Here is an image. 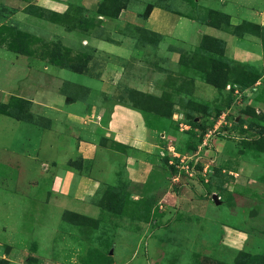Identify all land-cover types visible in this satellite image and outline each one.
Instances as JSON below:
<instances>
[{"label": "rangeland", "instance_id": "obj_1", "mask_svg": "<svg viewBox=\"0 0 264 264\" xmlns=\"http://www.w3.org/2000/svg\"><path fill=\"white\" fill-rule=\"evenodd\" d=\"M59 96L102 124L127 101L155 144L134 166L63 124L101 153L37 178ZM0 264H264V0H0Z\"/></svg>", "mask_w": 264, "mask_h": 264}, {"label": "crops", "instance_id": "obj_2", "mask_svg": "<svg viewBox=\"0 0 264 264\" xmlns=\"http://www.w3.org/2000/svg\"><path fill=\"white\" fill-rule=\"evenodd\" d=\"M103 48L106 50L113 51L117 55H120L123 59H130V49L120 47V45L114 46L113 44H102ZM133 62H136L135 59L131 58ZM116 68L111 69L115 70V75L118 77L121 73L124 75V67L122 65L115 66ZM74 73L75 78L70 77L71 81L79 84H84L85 86L89 85L83 77L86 78L87 74L85 70L80 72L81 74ZM102 73V72H101ZM113 74V73H112ZM81 75L83 77H81ZM73 76V75H71ZM82 81V82H81ZM59 101L53 108V112L56 117H53L46 126L39 127L38 129V138H37V150L35 156L25 154L28 158L37 160V178L42 177L44 174H50L56 169V175L59 169L62 168L61 160L64 155L67 157L74 152H77L83 159H96L101 153V149L97 146V143L92 139L79 138L76 141H71L69 137H65L66 133L63 130V124H67L68 131L78 134L76 130H80L83 127L87 126H98L105 129V134L112 137V141L120 142V144H129L133 146V151L138 155L132 154L128 158V162L134 166H140L141 161L143 160V154H146L149 149H151V144L154 143V134L151 129L152 126L147 124L143 110H138L131 103L124 101L113 106L106 105V109L109 110L108 115L105 119V123L102 124L99 122L98 118L100 114L94 116L93 112H78L73 111L71 108L72 105L63 103L62 96H59ZM9 119H6L4 122V131L5 134H11L12 131H8V127H14L16 123H11ZM15 121V120H14ZM7 124H9L7 126ZM98 124V125H96ZM77 125V126H76ZM76 137V136H74ZM14 152V151H13ZM11 150V153H13ZM15 153L13 158L8 156V152L5 155V158L11 160L21 159V156ZM23 154V153H20ZM36 158V159H34ZM141 160V161H140ZM50 167V169H49ZM140 167L135 170L134 174L140 175ZM50 170V171H49ZM73 176L71 170L67 168L64 175H61V179L58 173V179L60 183H57L59 187H64L63 184H70V178Z\"/></svg>", "mask_w": 264, "mask_h": 264}]
</instances>
